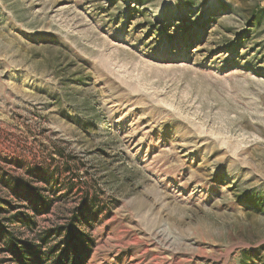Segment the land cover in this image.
I'll return each instance as SVG.
<instances>
[{
    "label": "rangeland",
    "instance_id": "rangeland-1",
    "mask_svg": "<svg viewBox=\"0 0 264 264\" xmlns=\"http://www.w3.org/2000/svg\"><path fill=\"white\" fill-rule=\"evenodd\" d=\"M11 237L264 264V0H0V264Z\"/></svg>",
    "mask_w": 264,
    "mask_h": 264
},
{
    "label": "trees",
    "instance_id": "trees-1",
    "mask_svg": "<svg viewBox=\"0 0 264 264\" xmlns=\"http://www.w3.org/2000/svg\"><path fill=\"white\" fill-rule=\"evenodd\" d=\"M73 243L67 245L65 253L58 256L60 264H85L90 250L88 244L80 243L77 247ZM11 254L16 264H43V258L38 249L30 243L19 240L15 237L10 239ZM56 252H53L55 255Z\"/></svg>",
    "mask_w": 264,
    "mask_h": 264
}]
</instances>
